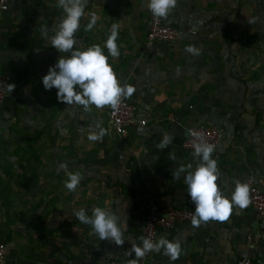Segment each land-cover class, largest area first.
Masks as SVG:
<instances>
[{
  "label": "crops",
  "instance_id": "1",
  "mask_svg": "<svg viewBox=\"0 0 264 264\" xmlns=\"http://www.w3.org/2000/svg\"><path fill=\"white\" fill-rule=\"evenodd\" d=\"M146 4L88 0L75 34L77 47L103 48L111 25L120 26V56L109 57V63L121 84L135 87L128 101L137 108L136 118L146 121L125 135L114 132L110 107L92 106L84 112L82 106L59 102L56 89L43 88L42 77L66 55L51 48L41 34L47 27L51 37L63 15L57 0H8V9L0 11V75L15 85L0 106V145L5 144L0 146L3 264H127L134 254L125 252L132 243L141 244L150 204L162 210H195L185 174L178 180L172 177L181 165L197 163L181 147L191 126L222 131L212 158L225 197L231 198L236 180L264 190V0H177L161 20L179 29L178 41L158 43L145 52L152 16ZM92 12L99 19L89 32L85 28ZM188 46L200 54L187 53ZM69 117L77 122H67ZM97 123L108 134L102 141H89ZM13 128L20 133L13 134ZM168 133L172 142L157 149ZM35 139L46 147L35 152L29 145ZM61 164L79 171L76 192L64 187L67 175ZM96 206L119 217L122 246L101 241L74 216L80 208L91 215ZM161 236L179 241V259L170 261L161 249L148 253L146 264H235L240 257L264 264V219L248 207L234 206L224 222L178 225L160 232L156 241Z\"/></svg>",
  "mask_w": 264,
  "mask_h": 264
},
{
  "label": "clouds",
  "instance_id": "2",
  "mask_svg": "<svg viewBox=\"0 0 264 264\" xmlns=\"http://www.w3.org/2000/svg\"><path fill=\"white\" fill-rule=\"evenodd\" d=\"M88 0H57V7L62 9L57 27L51 29L54 33L49 37V29L45 27L41 34L45 39L50 40L51 48L57 50L60 55L56 63L49 67L46 75L42 77V85L45 91L56 89L57 100L65 105L82 106L84 112H90L92 106L96 109L110 107L112 110L118 109L122 98L131 97L136 89L131 84H121L109 63V57L118 58L120 51L116 43L120 26L113 23L110 27L103 48L98 44L86 48L77 47L75 34L80 29L81 18L85 15V8ZM177 5V0H147L146 7L153 17L166 19L172 9ZM90 19L85 30L91 32L97 24L99 17L95 12L89 14ZM107 49L105 55L103 49ZM185 51L189 54L199 55L200 50L195 46H188ZM15 88L14 84H7V90L11 93ZM108 134V130L95 124L90 130L89 141H102ZM171 133L164 134L157 149H165L172 142ZM197 140L194 143L193 158L197 161L195 166L192 163L186 166L181 165L172 171L173 180H178L181 174L184 175V183L187 186V193L191 202L195 205L192 215V224L195 227L210 220L224 222L232 214L233 207L245 209L251 203L249 199L250 187L240 180L235 181V188L231 198L225 197L220 191L217 180L219 170L217 161L212 158L215 150L213 144L204 141L202 134L197 133ZM175 159V157H172ZM67 175L64 187L69 192H76L81 183L79 171H70L66 164H61ZM77 220L84 225L91 227L92 232L101 241H108L117 246L125 243L124 232L120 226L119 217L112 211L99 206L91 209V215L84 208L74 212ZM141 244H131L125 254L128 257L127 264H138L148 252L159 253L163 249L164 255L170 261L179 259L181 255V245L179 241L173 242L161 236L156 242L146 237H140Z\"/></svg>",
  "mask_w": 264,
  "mask_h": 264
},
{
  "label": "built area",
  "instance_id": "3",
  "mask_svg": "<svg viewBox=\"0 0 264 264\" xmlns=\"http://www.w3.org/2000/svg\"><path fill=\"white\" fill-rule=\"evenodd\" d=\"M35 3H45L47 0H30ZM8 9V0H0V11L4 12ZM180 36L178 28L171 26L161 18L153 17L147 21L146 34L144 40V50L149 51L151 47L158 43L175 44ZM8 78L0 75V106L4 104L7 98ZM137 108L128 101V98H122V102L118 109H109V118L112 128L118 135H125L129 129L135 126H144L145 120L136 118ZM187 136L182 140V149L192 152L194 151V143L197 140V133L202 134L205 142L213 144L215 148L222 141V131L217 127L196 125L186 129ZM250 187L249 199L251 203L248 208L253 210L255 214L264 219V190L259 189L252 183H247ZM193 211L180 208L160 209L156 204H150L146 216L143 221V237L156 242L160 232H169L176 226L191 222ZM150 253V252H148ZM147 253V254H148ZM146 254V255H147ZM146 255L138 261V264H146ZM6 260V245L0 242V264ZM105 264H117L114 260H109ZM235 264H262L249 257H240Z\"/></svg>",
  "mask_w": 264,
  "mask_h": 264
},
{
  "label": "rangeland",
  "instance_id": "4",
  "mask_svg": "<svg viewBox=\"0 0 264 264\" xmlns=\"http://www.w3.org/2000/svg\"><path fill=\"white\" fill-rule=\"evenodd\" d=\"M38 114L40 115L41 113L40 112H38ZM69 116V113H67V117ZM4 120V119H3ZM67 122H70V123H72L73 125L77 122L76 121V119H74V118H67V120H66ZM68 130V129H67ZM69 130H72V128H69ZM73 131V130H72ZM3 132V131H2ZM16 132H18V133H20V130L19 129H16V128H13V134H16ZM44 133H46V132H44ZM4 135V134H3ZM42 135V133H41V131L39 132V136H41ZM14 136V135H13ZM36 139L31 143V144H29V145H31L33 148H34V150H35V152H38L39 150H40V148H45L46 146L45 145H43V144H41V143H36ZM15 142V139H13V143ZM5 144H2V145H0L1 146V148L2 147H5L4 146Z\"/></svg>",
  "mask_w": 264,
  "mask_h": 264
},
{
  "label": "water",
  "instance_id": "5",
  "mask_svg": "<svg viewBox=\"0 0 264 264\" xmlns=\"http://www.w3.org/2000/svg\"><path fill=\"white\" fill-rule=\"evenodd\" d=\"M185 134H186V136H187V132H186Z\"/></svg>",
  "mask_w": 264,
  "mask_h": 264
}]
</instances>
